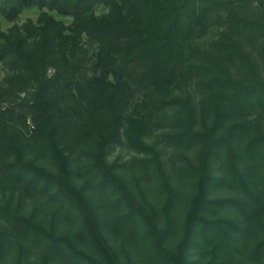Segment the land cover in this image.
<instances>
[{
    "label": "trees",
    "instance_id": "obj_1",
    "mask_svg": "<svg viewBox=\"0 0 264 264\" xmlns=\"http://www.w3.org/2000/svg\"><path fill=\"white\" fill-rule=\"evenodd\" d=\"M98 6L107 9L100 17L95 15ZM29 9L41 12L36 22L13 24L7 33L0 34V64L8 72L4 100H20V94L29 95V100L23 102L34 125V144L50 156L55 172L24 160L23 147L18 145L7 120L12 113L0 109V155L4 157L0 158V176L41 185L42 190L53 189L56 198L78 212L96 257L76 250L68 240L55 238L29 219L10 214L1 205L0 214L36 240L66 244L84 264H119L117 253L100 229L94 208L72 183L71 156L77 150L90 158L89 167L100 177L102 185L117 193L127 211L145 224L154 255L166 264H191L188 250L193 245H202L204 253L211 240L227 242L226 228H235L233 223L209 220L204 215L210 211L209 205L240 208L243 204L239 200H206L209 186L223 179L214 176L210 161L218 151H224L225 171L246 198L253 201L251 167L264 186V133L258 132L244 145L242 153L236 154L232 131L224 137H215V126L198 131L194 106L188 99L163 97L175 82L193 79L217 88L227 102L263 110L264 77L257 65L264 66V0H0V18L9 23H15ZM52 12L71 18V25L56 20ZM211 28L218 29L219 34L210 49L184 45L187 36ZM84 38L97 50L89 78L78 76L84 63L78 57ZM248 48L254 50L258 62ZM231 61L245 71L243 80L232 75L227 66ZM134 89L145 93L137 110L139 107L161 112L173 106L182 109L185 118L172 139L200 147L195 169L198 191L185 218L184 237L173 250L164 245L167 230H158L152 214L134 199L105 161L107 149L119 140L124 128L129 145L151 155L149 161L167 194L164 214L169 228L174 190L159 154L139 136L128 135V130L136 129L144 118L140 113L127 112ZM214 103L218 115L220 105ZM136 116L143 118L135 119ZM7 157L12 160H6ZM253 223L264 234V222ZM263 252L260 243L253 255L255 264H264Z\"/></svg>",
    "mask_w": 264,
    "mask_h": 264
},
{
    "label": "rangeland",
    "instance_id": "obj_2",
    "mask_svg": "<svg viewBox=\"0 0 264 264\" xmlns=\"http://www.w3.org/2000/svg\"><path fill=\"white\" fill-rule=\"evenodd\" d=\"M251 9H254L252 7ZM250 10V9H248ZM107 12L103 6H98L95 15L100 17ZM248 12V11H247ZM40 11L29 9L24 11L15 23H9L0 18V34L17 24L22 26L28 20L36 22ZM56 20L69 26L71 18L50 13ZM218 29L198 31L187 36L186 45L200 49H210L218 38ZM78 57L84 62L78 76H92V63L97 53L96 46L91 45L86 38L81 42ZM249 53L255 52L248 48ZM256 55L253 60H256ZM257 61V60H256ZM258 62V61H257ZM232 75L243 80L245 71L239 63L228 62ZM261 77H264V66L257 65ZM52 74V70L49 72ZM8 72L0 64V109L9 110V124L18 145L23 147L24 160L54 173L50 156L34 144V125L29 110L24 101L29 100L28 94H20V100L6 99L3 89ZM130 97L128 114L137 112L143 118L138 127L129 129L130 137L139 136L146 145L154 148L161 160L169 183L174 190V203L171 209L172 223L167 228L164 207L167 194L161 186L155 167L150 163L151 155L140 152L128 143V137L121 130L119 140L114 142L106 152L105 161L112 167L114 173L124 182L134 199L143 204L154 217L158 230H167L164 245L173 250L184 237L185 218L190 209L191 200L196 195L198 174V154L200 147L185 142H175L172 139L180 128L179 122L185 118V113L178 106L164 111H147L137 106L145 100V93L133 90ZM188 99L194 106L195 129L204 131L215 126V137H224L230 131L234 134L236 154H241L244 145L258 132L264 133V109H247L227 102L223 93L217 88H209L198 80L177 81L164 95L169 98ZM216 100V101H215ZM220 105L218 115L215 103ZM140 110V111H139ZM138 121V120H137ZM89 144H92L89 142ZM86 150V147H82ZM0 158L4 159L2 155ZM72 158V183L82 190L95 210L97 220L103 235L118 255L119 264H166L157 258L152 251V239L147 227L136 216L131 215L119 196L110 187L103 186L101 179L89 167L90 158L75 150ZM6 160L11 161V157ZM211 169L216 177L223 178L219 183L209 186L206 200L211 202L223 200H239L243 206L209 205L205 218L209 220H225L232 222L235 228H226L228 240L215 241L208 245L204 253L201 247L193 245L188 250V260L191 264H255L253 260L257 246L263 243L264 234L254 228L255 221L264 222V186L258 181L257 172L251 167L255 194L253 201L248 200L237 184L232 182L231 175L225 171V154L220 150L210 161ZM242 172L247 169L241 167ZM0 205L10 214L22 216L32 223L38 224L50 231L55 238L68 240L76 250L96 257L86 236L84 226L78 212L54 196V190H42L40 186H32L28 182L9 181L0 176ZM196 227L195 233L198 234ZM197 239V238H196ZM219 240V239H218ZM200 244V243H199ZM264 253V252H263ZM261 253V254H263ZM264 256V255H263ZM264 261V257L262 259ZM0 264H84L75 257L66 244H53L46 239L36 240L31 234H23L21 228L11 219L0 214Z\"/></svg>",
    "mask_w": 264,
    "mask_h": 264
}]
</instances>
